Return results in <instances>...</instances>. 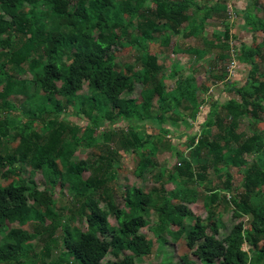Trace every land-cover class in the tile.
I'll use <instances>...</instances> for the list:
<instances>
[{
	"label": "trees",
	"instance_id": "trees-1",
	"mask_svg": "<svg viewBox=\"0 0 264 264\" xmlns=\"http://www.w3.org/2000/svg\"><path fill=\"white\" fill-rule=\"evenodd\" d=\"M230 5L231 0H0V232L13 223L23 227L50 220L45 229H52L50 237L63 231L65 252L56 264H75L71 258L79 264H138L152 255L155 242L142 230L150 226L154 211L158 217L151 231L157 240L163 243L164 233L184 240L201 264H264V129L258 127L264 122V0H248L238 12L242 30L262 32L256 47L236 45ZM213 19L224 31L209 36ZM189 37L202 45L186 41ZM173 38L180 41L177 52L197 61L210 55L206 73L222 82V71L214 73L219 64L233 58L248 65L245 83L225 82L223 89L234 97L221 101L207 94V82L200 83L194 73L179 76L177 66L169 71L150 47H167ZM123 39L140 52V70L118 62ZM225 63L220 66L224 72ZM27 75L31 78H23ZM20 98L24 111L17 108ZM200 113L206 119L189 136L190 157H185L167 140L170 127L190 130L189 120ZM72 116H83L87 124L81 127L70 121ZM145 122L158 133L148 134ZM81 147L99 148L102 154L95 161L75 159ZM165 151L175 152L180 163L156 173L154 156ZM122 152L137 158L138 178L152 175L160 185L149 191L126 189L125 209L117 206L109 185ZM19 163L30 167L31 176L42 173L52 190L65 178L75 180L70 190L83 201L71 207L70 218L63 220L54 210L52 190H40L32 177L10 172ZM233 166L241 174L237 184L227 179L218 185L223 171L232 178ZM168 184L174 186L171 191ZM202 194L208 218L186 224L187 205ZM30 200L36 206L30 207ZM227 211L232 219L248 221L232 225L218 239L219 219ZM76 215L86 219V230L73 225ZM39 234L10 229L0 244V263L32 264L21 259L32 247L27 242ZM109 254L114 259L105 261ZM180 264L198 263L184 254Z\"/></svg>",
	"mask_w": 264,
	"mask_h": 264
},
{
	"label": "rangeland",
	"instance_id": "rangeland-1",
	"mask_svg": "<svg viewBox=\"0 0 264 264\" xmlns=\"http://www.w3.org/2000/svg\"><path fill=\"white\" fill-rule=\"evenodd\" d=\"M236 0H231V5L229 6V12L228 15L230 16V23H231V30L230 32L233 34V39L235 40L236 45H240L241 42L245 43L247 45H252L256 47V45L263 39V34L261 31L251 32V31H245L240 28L239 25H242V15L238 14V12L241 10L242 7L245 6V1H240L242 4H235ZM263 3V1H261ZM259 15H262L260 13ZM207 26V34L209 36H212L214 32L216 31H224V26L220 25V23L216 22L214 19L211 20V22H208ZM216 30V31H215ZM229 32V33H230ZM135 34V33H134ZM181 39H183L181 37ZM180 39V40H181ZM188 42H192L196 45H202V42L200 40L194 39V37H189L186 39ZM180 44V41L177 38H173L171 41V44L167 47H162L161 45H151L150 51L152 54H158L160 57V61L162 63L166 64V68L169 69V71L172 69L173 66H177L180 70L179 76L187 77L189 75H192L193 73L197 77L198 81L207 82V85L209 87L207 94H214V98L218 97L221 99V101L225 100L228 97H234L233 92H227L223 89L225 82H230L231 86H240L245 83L249 66L243 63L236 62L235 59H228V62L225 63V61L218 65L216 68L217 70H214V73L220 74L222 71V74H224L225 79L223 82L221 80H218V78H213L209 75V73H206L209 69V61L208 59H212V57H209L210 55H207L204 59L197 61L195 57L191 56L190 54H185L182 52H177L178 46ZM260 51L264 54V48H260ZM117 59L119 63H130L133 66H135L136 71L140 70L141 66L138 65L137 62L140 59V52L133 48V45L128 41L127 39H123L117 48ZM209 57V58H208ZM226 64L225 70L226 72L220 70V66ZM168 71V72H169ZM23 78H31L30 75L24 76ZM174 80L168 81V85L171 86L169 89L173 87ZM88 93L87 87L84 88V90L81 92V94L86 95ZM140 89L137 88L135 94L133 95L135 98L139 96ZM24 99L20 98L19 104L17 108L19 111L26 110L22 103ZM157 102V101H156ZM264 104V101L262 102ZM203 113V112H202ZM198 114V117L196 120H189V122L193 125V128L190 130H186L185 127H180L177 129H173L170 127L171 133L168 136L167 140H170L174 144H176L177 151L184 155L185 157L189 156L190 149L188 148V139L189 136L197 134V132L200 130V125L203 124V122L206 119L205 113L204 114ZM14 115L19 116L20 113L16 110L13 111ZM202 114V116H201ZM201 116V117H200ZM70 121L77 123L81 127L87 124V120L83 118V116L75 117L72 116L70 118ZM125 125V124H124ZM143 129H145L148 134H156L158 133V128L151 124V123H143ZM168 128L170 125H166ZM240 129L245 128V121L240 123ZM258 127L260 130L264 129V122H261L258 124ZM112 129V128H111ZM105 130V128H104ZM103 129H101V132ZM100 132V133H101ZM102 154L101 150L99 148H91V147H81L77 150L75 159L78 160H84L87 158H91L92 161L96 160V157L100 156ZM94 156V157H93ZM121 163L120 168L117 169V175L113 182H111L109 185L110 187L115 190V200L118 207L125 209L124 205V199H123V193L126 191V189H131L132 187H143L146 191L152 190L153 188H160V185H158L153 179L152 175L148 176V179L143 180L138 178L134 171L136 169L137 164V158L135 159L134 156L131 155V153H121ZM154 162L158 165V168L156 169V173L159 172L161 169H166L169 172L177 165L179 164L178 155L174 152H168L165 151L164 153H159L158 155L154 156ZM10 172L13 174H21L22 176L26 178H33L35 183L37 184L38 188L40 190L49 189L52 190L49 183L45 181V178L42 173L38 172L34 176H31V169L28 165L24 164H16L13 168L10 169ZM211 172V171H210ZM230 172L232 175V178L230 176H227L225 174V171L221 173L223 175L222 179H218V185H222L224 181L227 179H230L231 182L235 185L237 184V180L240 178V172L237 171V167L233 166L230 168ZM211 178L216 179L217 176H213L214 173L211 172ZM90 176V173L86 172L84 173V177L88 178ZM210 176V175H209ZM77 183L72 178H65V181L62 183V181L58 182L57 185L54 187V189L50 192L52 194V198L55 200L56 208L54 210H57L58 213L62 215L63 220H67L71 216V207L78 208L80 203L83 201L81 200L78 202L79 197L75 196V191H71L70 189L73 187H76ZM173 185L168 184L165 186V188L169 191L173 189ZM199 194L203 191L198 190ZM100 199V198H96ZM105 201H102L101 205L105 206ZM205 200L203 194L196 200V203L187 205L188 206V215L186 218V224L189 223V225L194 223V218L201 217L202 219L206 220L208 218V213L205 208ZM29 206H36V203L32 200L29 202ZM157 214L152 211L150 215V226L143 229L142 233L146 234L148 238L152 239L155 244L152 250V255L143 259V261L139 262L138 264H180L181 257L184 254H189V256L197 261L198 264H201L197 258H195L192 254V251L188 252V250L185 247V241L180 240L176 241L173 236H170L167 233H164L162 239L164 240L163 243H160L159 240L155 237L154 233L151 231V229L154 226L155 220L157 219ZM220 223L223 225V228H220L218 230V239L224 238L231 230L232 225L238 224L240 221L247 222V219H232L231 218V211L223 212L220 217ZM109 222L112 226H117V221L115 217H110ZM51 224L50 220H47L44 225H41L40 222L32 220L28 224H26L23 227H20L17 223H13L10 226H5L3 230L0 232V244L5 242V234L10 229H17L20 228L21 230L30 232L32 234H39L37 238H34L27 242V244L31 245L32 247L29 248L26 258L21 259V261H28L32 264H56L59 262V257H63L65 252V247L63 245V231L61 229H57L55 233L50 237V233L52 232V229H49L45 231L46 227H49ZM86 219L84 218L81 220L77 215L74 217V226H78L82 228L83 230L87 229L86 225ZM178 227L172 226L171 229L175 231ZM184 239V238H183ZM27 249V247L25 246ZM248 246L245 244L243 247V250L247 252ZM50 249L51 253L49 257H46L47 250ZM127 254H130V251L126 252ZM114 259L112 255H108L106 260ZM71 262H75V264H79L78 261L71 258ZM1 264V263H0Z\"/></svg>",
	"mask_w": 264,
	"mask_h": 264
},
{
	"label": "crops",
	"instance_id": "crops-1",
	"mask_svg": "<svg viewBox=\"0 0 264 264\" xmlns=\"http://www.w3.org/2000/svg\"><path fill=\"white\" fill-rule=\"evenodd\" d=\"M240 1H242V0H236L235 1V4L237 3V4H242ZM243 1H245V0H243Z\"/></svg>",
	"mask_w": 264,
	"mask_h": 264
}]
</instances>
